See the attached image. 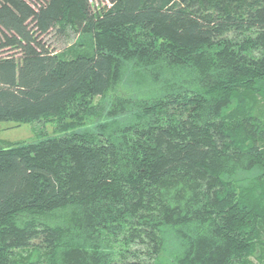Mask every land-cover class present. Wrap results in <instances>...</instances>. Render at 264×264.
Returning <instances> with one entry per match:
<instances>
[{
	"label": "trees",
	"instance_id": "trees-1",
	"mask_svg": "<svg viewBox=\"0 0 264 264\" xmlns=\"http://www.w3.org/2000/svg\"><path fill=\"white\" fill-rule=\"evenodd\" d=\"M103 1L0 0V264H264V0Z\"/></svg>",
	"mask_w": 264,
	"mask_h": 264
},
{
	"label": "rangeland",
	"instance_id": "rangeland-1",
	"mask_svg": "<svg viewBox=\"0 0 264 264\" xmlns=\"http://www.w3.org/2000/svg\"><path fill=\"white\" fill-rule=\"evenodd\" d=\"M103 0H92L90 4L95 8L104 5ZM78 38V32L67 30L65 36L57 37L53 30L43 37V40L56 51L71 48ZM52 122L16 124L14 122H0V147H7L17 143L36 141L44 136L52 135Z\"/></svg>",
	"mask_w": 264,
	"mask_h": 264
}]
</instances>
